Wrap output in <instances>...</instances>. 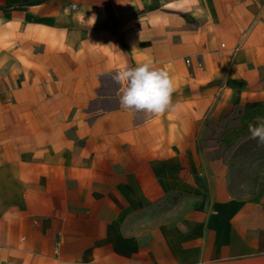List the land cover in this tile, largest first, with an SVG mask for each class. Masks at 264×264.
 Masks as SVG:
<instances>
[{
  "label": "crops",
  "instance_id": "1",
  "mask_svg": "<svg viewBox=\"0 0 264 264\" xmlns=\"http://www.w3.org/2000/svg\"><path fill=\"white\" fill-rule=\"evenodd\" d=\"M147 60L174 111L119 106ZM257 116L264 0H0V264H264L218 156Z\"/></svg>",
  "mask_w": 264,
  "mask_h": 264
},
{
  "label": "clouds",
  "instance_id": "2",
  "mask_svg": "<svg viewBox=\"0 0 264 264\" xmlns=\"http://www.w3.org/2000/svg\"><path fill=\"white\" fill-rule=\"evenodd\" d=\"M89 20L93 25L96 18L93 16ZM108 46L114 47L111 44ZM135 50L137 49L134 45L133 51ZM112 80L119 85L116 94L122 109H134L157 116L166 111L175 110L172 104V94L175 88L169 72L157 67L151 60L135 67L121 66L112 75ZM254 120L255 124L248 125V131L252 139L264 144V117L257 116Z\"/></svg>",
  "mask_w": 264,
  "mask_h": 264
},
{
  "label": "rangeland",
  "instance_id": "3",
  "mask_svg": "<svg viewBox=\"0 0 264 264\" xmlns=\"http://www.w3.org/2000/svg\"><path fill=\"white\" fill-rule=\"evenodd\" d=\"M221 142L218 156L227 160L233 193L244 200H264V144L251 135Z\"/></svg>",
  "mask_w": 264,
  "mask_h": 264
},
{
  "label": "built area",
  "instance_id": "4",
  "mask_svg": "<svg viewBox=\"0 0 264 264\" xmlns=\"http://www.w3.org/2000/svg\"><path fill=\"white\" fill-rule=\"evenodd\" d=\"M71 9H75V6H72ZM187 63H189V62L187 61Z\"/></svg>",
  "mask_w": 264,
  "mask_h": 264
}]
</instances>
